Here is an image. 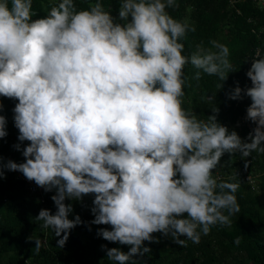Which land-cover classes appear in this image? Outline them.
Masks as SVG:
<instances>
[{"label": "clouds", "instance_id": "obj_1", "mask_svg": "<svg viewBox=\"0 0 264 264\" xmlns=\"http://www.w3.org/2000/svg\"><path fill=\"white\" fill-rule=\"evenodd\" d=\"M176 6V0H119L114 17L100 0L80 10L74 0H53L38 17L33 0H0V97L16 101L13 147L24 158L0 157V180L6 169L54 192L55 213L41 209L34 219L53 231L59 248L84 223L79 215L68 218L73 206L65 201L89 195V225L110 226L96 235L128 246L124 252L101 245L112 264H137L133 257L151 251L144 242H159L154 233L181 247L199 243L211 226H230L240 212V184L214 172L226 153H239L245 169V158L264 154V56L259 49L252 56L251 86L237 84L227 94L250 98L245 120L255 127L244 139L218 122L217 107L199 119L182 106L183 70L191 64L225 81L230 50L212 40L183 55L180 41L195 29L169 15ZM6 126L0 114V139ZM34 242L39 253L42 241Z\"/></svg>", "mask_w": 264, "mask_h": 264}, {"label": "trees", "instance_id": "obj_2", "mask_svg": "<svg viewBox=\"0 0 264 264\" xmlns=\"http://www.w3.org/2000/svg\"><path fill=\"white\" fill-rule=\"evenodd\" d=\"M74 2L77 10H80L87 9L96 0ZM100 2L105 11H111L114 17L118 15L119 0ZM52 3L53 0H33L32 10L38 17H43ZM176 5L167 9L169 15L195 29L188 31L180 41L184 45L182 54L190 56L196 51V45L211 47L209 42L216 40L228 46L229 60L233 66L226 80L220 81L216 76H209L191 64L186 65L183 70V108L194 112L199 119L206 120L213 114V108L217 107L218 122L226 125L229 131L235 130L244 139L255 127L245 120L250 98L244 96L240 100H231L227 94L237 84L241 89L251 86V81L246 76L252 63L249 59H252L257 49L264 56V0H176ZM197 71H201L198 81L195 79ZM220 84L222 87L219 89ZM0 102L3 104L0 114L7 118L8 133L5 138L0 139V157L5 163L9 159L17 163L23 162L21 152L13 147L19 143L11 111L16 101L0 97ZM26 143L25 141L24 144ZM23 146L22 144L21 148ZM245 159L249 161L246 170L252 176L261 174L260 181L256 182V189H252L244 180V160L239 153L234 156L226 153L215 170L225 174V181L240 184L235 193L240 212L230 218V226H211L208 235L201 234L199 243L188 240L184 247L174 243L170 236L169 239L160 233H154L159 242H144L151 251L143 256L133 257L137 264H264V154L253 152ZM4 172L5 176L0 180V264H112L101 245L128 251V246L98 237V228L110 230V226L89 225L94 218L90 212L92 205L80 210L76 206L77 201H65L73 206V213L68 218L73 219L75 215H79L84 223L70 231L63 248L57 247L56 241L59 238L55 237L50 228L42 227L43 221L34 219L41 209L55 213L56 208L51 200L54 192L44 191L45 201L41 203L38 195L30 194L23 183L15 179L14 172L6 169ZM234 176L235 180L232 179ZM186 215L184 214L185 217ZM37 238L42 241L39 253L34 242ZM237 238L240 240L239 244L235 243Z\"/></svg>", "mask_w": 264, "mask_h": 264}, {"label": "built area", "instance_id": "obj_3", "mask_svg": "<svg viewBox=\"0 0 264 264\" xmlns=\"http://www.w3.org/2000/svg\"><path fill=\"white\" fill-rule=\"evenodd\" d=\"M230 3H232L231 1H229ZM237 13H239V11H236ZM254 55V54H253ZM252 59H249V61H251ZM236 172V170L234 171ZM234 174V173H233ZM242 174L244 176V180L251 186L252 189H256L257 188V183L254 180V177L250 174V172H248L246 169H242ZM232 175V174H231ZM215 176L219 179V180H226V176L225 174L221 173V172H217L215 173ZM14 177L17 181H20L23 183L25 189L30 193V194H36L38 195V199L41 203H44L45 201V195H44V190L42 188H39L35 185L34 182H29L27 181L23 175L19 172H14Z\"/></svg>", "mask_w": 264, "mask_h": 264}, {"label": "rangeland", "instance_id": "obj_4", "mask_svg": "<svg viewBox=\"0 0 264 264\" xmlns=\"http://www.w3.org/2000/svg\"><path fill=\"white\" fill-rule=\"evenodd\" d=\"M233 171V170H232ZM217 172H219V171H215L214 172V175H215V173H217ZM231 172V171H230ZM255 175V174H254ZM253 175V176H254ZM260 175L261 174H256V176H254V180L256 181V182H259L260 181ZM92 199H93V197L91 196V195H89V196H85L84 198H83V200L82 201H80V202H77V207L80 209V210H85L86 208H89L91 205H92ZM169 239H170V237H168Z\"/></svg>", "mask_w": 264, "mask_h": 264}]
</instances>
